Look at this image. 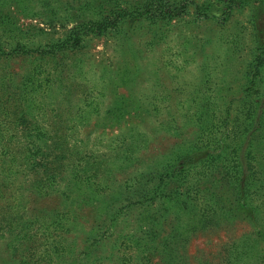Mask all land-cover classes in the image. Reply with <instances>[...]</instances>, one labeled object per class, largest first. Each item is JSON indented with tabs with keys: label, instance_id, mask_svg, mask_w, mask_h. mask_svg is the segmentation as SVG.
I'll list each match as a JSON object with an SVG mask.
<instances>
[{
	"label": "rangeland",
	"instance_id": "374dc122",
	"mask_svg": "<svg viewBox=\"0 0 264 264\" xmlns=\"http://www.w3.org/2000/svg\"><path fill=\"white\" fill-rule=\"evenodd\" d=\"M261 48L264 0H0V264H264Z\"/></svg>",
	"mask_w": 264,
	"mask_h": 264
},
{
	"label": "trees",
	"instance_id": "16d2710c",
	"mask_svg": "<svg viewBox=\"0 0 264 264\" xmlns=\"http://www.w3.org/2000/svg\"><path fill=\"white\" fill-rule=\"evenodd\" d=\"M225 3H226V9L228 10V12H231L233 10H235L236 8H239V6H241L243 3H245V1L247 0H224ZM151 11H152V8L150 9H147V11L145 13H142L141 15L142 16H146L147 17H151L152 15L151 14ZM186 11V7H182V10H180V13L176 14V13H173V12H167V14H163L164 11L161 10L160 12H158L160 15L162 14L164 17H168V19H171L173 18L174 16L176 15H181L183 12ZM127 14H123V18L126 17ZM136 16H140V14L136 15ZM135 18V16H132ZM133 18V19H134ZM96 28H104V26L102 27V25H99V24H91L87 27V31H91V32H95L96 31ZM79 35L80 34H77V40H75V44L79 41ZM69 47H72L70 46L68 43H63V44H59V45H56L54 46L53 49H56V50H61V49H67ZM261 55L260 56H257L256 57V60L255 62L251 65V68H250V71H249V84L253 86V91L255 90H260L262 88V84L264 83L263 81V78H261V76H263L264 74V48H261ZM260 92H256V94H259ZM258 104V103H257ZM262 102H261V99H259V104L258 106L256 107V110L255 112H253L251 114V117L252 119L254 118V116L256 117L254 120L256 122H261L262 121V118L261 116H259L258 114V110L259 108H261ZM264 107V106H263ZM259 117V118H258ZM255 134L253 133L252 134V137H254ZM255 146L253 145V148ZM239 156V155H238ZM242 164H240L241 166ZM233 171H236V169H232ZM238 174H239V170H238ZM242 191H244V188H241Z\"/></svg>",
	"mask_w": 264,
	"mask_h": 264
}]
</instances>
